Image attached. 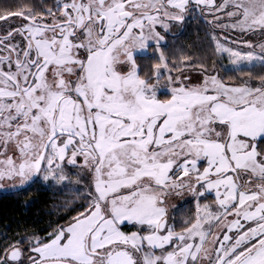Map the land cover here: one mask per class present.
I'll list each match as a JSON object with an SVG mask.
<instances>
[{
	"label": "snow or ice",
	"instance_id": "obj_1",
	"mask_svg": "<svg viewBox=\"0 0 264 264\" xmlns=\"http://www.w3.org/2000/svg\"><path fill=\"white\" fill-rule=\"evenodd\" d=\"M197 10L239 80L161 49L158 29ZM224 29L264 37V0L0 8V188L39 178L75 188L59 207L80 202L44 235L7 242L0 264H264V39L229 46ZM151 45L158 59L141 75L137 53ZM185 192L196 211L177 230L167 201Z\"/></svg>",
	"mask_w": 264,
	"mask_h": 264
},
{
	"label": "trees",
	"instance_id": "obj_2",
	"mask_svg": "<svg viewBox=\"0 0 264 264\" xmlns=\"http://www.w3.org/2000/svg\"><path fill=\"white\" fill-rule=\"evenodd\" d=\"M32 3L38 0H0V8L9 7L14 10L18 3ZM209 25L197 14H190L182 27L173 26L172 32L166 33L165 41L161 49L169 57L170 61L178 59L183 54L192 57L193 63L198 65L205 61L209 66L213 61L220 75L224 78L236 77L239 80L240 73L223 67L225 58L214 51V43L208 35ZM175 32V35H173ZM148 54L137 55L139 72L141 75L150 76L152 65L157 62L158 53L154 45L149 48ZM245 73L249 69H243ZM254 71H259L255 69ZM255 82V81H254ZM75 189H57L43 181H35L29 186L8 193H0V250L7 242L16 240L32 231L44 235L50 230L49 225L63 223L78 210L79 201L68 208L59 207L65 200H71ZM204 198L213 197H203ZM196 200L191 199L175 208L172 218L177 230L183 227V220L195 215Z\"/></svg>",
	"mask_w": 264,
	"mask_h": 264
},
{
	"label": "rangeland",
	"instance_id": "obj_3",
	"mask_svg": "<svg viewBox=\"0 0 264 264\" xmlns=\"http://www.w3.org/2000/svg\"><path fill=\"white\" fill-rule=\"evenodd\" d=\"M195 14H197L199 17H201L199 15V11L198 10H197V12ZM195 14H193V15H195ZM221 23H226V21L221 20ZM158 30H160L162 32V35H164V36L166 35V33H169V32L164 31L163 29H158ZM230 33H232V34L229 35ZM236 36L239 37V40L251 39L254 42H258V41H256V39H259V38L264 39V37H261L259 34H257V35L248 34V35H245V36H241V34L238 31H230L228 29H224L223 30V37H222L224 39H222V42L227 43L229 38H230L232 42L229 43V46H236V44H235V42L237 41V39H236L237 37ZM164 41H162L161 44ZM242 47L246 48L247 46H242ZM148 53H149V50L147 49V50H145L143 52H138L137 55H139V54H148ZM223 57L225 58V62H223V67H225L227 65L228 68H230L231 66L229 65V62L227 60V54L225 53L223 55ZM184 75L190 76V79H191L192 82H196V81H198L200 79V74L196 73V72H191V73L185 72ZM157 94L159 96H163V95L167 94V89L166 88L158 89V93ZM65 166H66V169H67V171L69 173L75 175V173L77 171V168L75 166H71V165H67V164ZM35 181H42V180L37 178ZM85 182H87V181H85ZM44 183L50 185L48 182H44ZM29 185L30 184L25 185L24 187H27ZM75 187H79V185H76ZM61 189H64V188H61ZM73 189H75V188H73ZM11 191H16V189H12V188H8V187L0 188V193H8V192H11ZM203 197H213V199L211 200L210 198H204V200L201 203H204L205 201L214 203V194H205ZM191 199H195V198L190 193H187V192H185L184 194H181V195H177L175 193L170 195L168 197V201H167L168 202V215H169L170 219H172V213L175 210V208L179 207L181 204H183V203H185L187 201H190ZM124 230L125 231L135 230V226L133 224H129V223L126 222L124 224Z\"/></svg>",
	"mask_w": 264,
	"mask_h": 264
},
{
	"label": "crops",
	"instance_id": "obj_4",
	"mask_svg": "<svg viewBox=\"0 0 264 264\" xmlns=\"http://www.w3.org/2000/svg\"><path fill=\"white\" fill-rule=\"evenodd\" d=\"M232 33H230L229 35H231ZM237 37V36H236ZM222 39H224V38H222ZM237 40H239V37H237L236 38ZM261 38H259V39H256V41H259Z\"/></svg>",
	"mask_w": 264,
	"mask_h": 264
}]
</instances>
